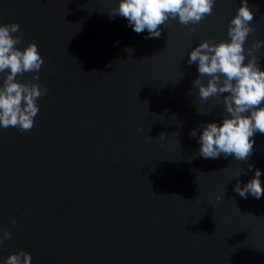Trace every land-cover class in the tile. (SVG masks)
<instances>
[{
	"label": "water",
	"instance_id": "obj_1",
	"mask_svg": "<svg viewBox=\"0 0 264 264\" xmlns=\"http://www.w3.org/2000/svg\"><path fill=\"white\" fill-rule=\"evenodd\" d=\"M117 2L0 0V24L20 26L16 47L35 44L44 61L39 80L17 77L43 86L33 128H0V236L11 233L0 264L21 250L31 264H264V196L234 191L255 170L264 187V134L247 161L202 158L200 132L189 135L226 113L199 98L188 53L229 39L240 0L158 39L110 20ZM247 2L244 48L262 42L264 70V0Z\"/></svg>",
	"mask_w": 264,
	"mask_h": 264
},
{
	"label": "clouds",
	"instance_id": "obj_2",
	"mask_svg": "<svg viewBox=\"0 0 264 264\" xmlns=\"http://www.w3.org/2000/svg\"><path fill=\"white\" fill-rule=\"evenodd\" d=\"M216 0H118L117 7L108 13L109 19L119 16L127 21L131 29L140 34L147 31L145 39L160 38L162 26L172 21L188 27L189 32L212 14ZM253 12L247 0H240L236 15L229 21L227 41L219 43L205 40L188 53V65H197L198 76L193 85L198 89L201 100L215 98L222 103L225 116L220 123H204L191 130L189 135L197 137L199 155L205 159H219L231 156L237 161H247L254 154L253 139L256 133L264 134V70L254 53L261 47L257 40L248 49L244 48L247 37L254 31L251 27ZM17 23L0 24V128L14 127L20 132L30 131L39 112L36 101L44 95L42 85L28 81L17 82V77L31 72L32 80L38 75L44 61L35 44H28L20 50L16 45L21 37L13 35L19 31ZM127 51H132L128 49ZM246 53V55H245ZM208 77L206 84L201 77ZM223 99L220 97L222 94ZM190 94V93H189ZM201 114L199 111H197ZM161 133L159 138H163ZM253 165L248 164L252 171ZM238 174L237 177H239ZM261 171L241 188L237 180L234 191L243 199L250 194L259 200L264 196ZM220 197H217L219 200ZM15 225L16 221H11ZM11 239L5 231L0 236V246ZM3 264H31V255L24 251L12 253Z\"/></svg>",
	"mask_w": 264,
	"mask_h": 264
}]
</instances>
